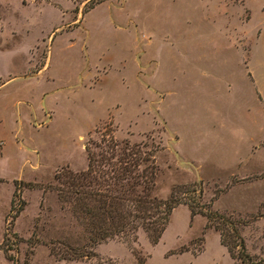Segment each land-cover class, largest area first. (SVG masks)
<instances>
[{"label": "rangeland", "instance_id": "obj_1", "mask_svg": "<svg viewBox=\"0 0 264 264\" xmlns=\"http://www.w3.org/2000/svg\"><path fill=\"white\" fill-rule=\"evenodd\" d=\"M263 1L0 0V264H235L220 232L264 262ZM107 137L158 146L153 195L224 222L182 204L155 246L71 259L87 241L55 176Z\"/></svg>", "mask_w": 264, "mask_h": 264}, {"label": "trees", "instance_id": "obj_2", "mask_svg": "<svg viewBox=\"0 0 264 264\" xmlns=\"http://www.w3.org/2000/svg\"><path fill=\"white\" fill-rule=\"evenodd\" d=\"M103 143L100 152L92 153L87 149L88 167L85 171H64L55 176L60 184L56 189L58 199L63 207L70 209L87 241L79 250L66 247L71 259L89 257L84 255L85 249L116 238L136 241L139 232L145 233L155 246L166 231L174 209L182 204L189 207L191 216L203 213L210 222L215 219L223 221L217 213L195 211L184 201L187 196L183 187L175 188L168 200L153 195L158 170L154 154L158 146L152 144L147 150L146 144L130 145L124 141L120 145L112 137H107ZM21 205L13 208V219L22 211ZM216 229L221 231L220 227ZM233 233L235 241L230 243L224 239L223 232L220 236L221 245L235 264H264L250 256L244 241L237 232Z\"/></svg>", "mask_w": 264, "mask_h": 264}, {"label": "crops", "instance_id": "obj_3", "mask_svg": "<svg viewBox=\"0 0 264 264\" xmlns=\"http://www.w3.org/2000/svg\"><path fill=\"white\" fill-rule=\"evenodd\" d=\"M245 1V0H244ZM261 7H263L264 8V1H263V4L261 5ZM262 25V28H264V18L262 19V23H261ZM251 77H252V75H251ZM252 81L254 80L253 79V77H252V79H251ZM260 92V93H259ZM259 92H257L258 93V96H259V98L261 99V95H264V86H262L261 88H260V90H259Z\"/></svg>", "mask_w": 264, "mask_h": 264}]
</instances>
